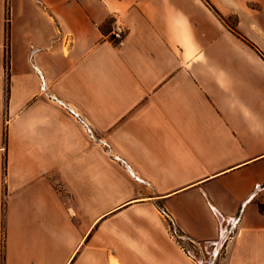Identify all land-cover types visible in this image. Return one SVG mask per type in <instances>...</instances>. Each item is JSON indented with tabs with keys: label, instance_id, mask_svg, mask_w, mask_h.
<instances>
[{
	"label": "crops",
	"instance_id": "obj_1",
	"mask_svg": "<svg viewBox=\"0 0 264 264\" xmlns=\"http://www.w3.org/2000/svg\"><path fill=\"white\" fill-rule=\"evenodd\" d=\"M260 205L264 0H0V264H264Z\"/></svg>",
	"mask_w": 264,
	"mask_h": 264
},
{
	"label": "built area",
	"instance_id": "obj_2",
	"mask_svg": "<svg viewBox=\"0 0 264 264\" xmlns=\"http://www.w3.org/2000/svg\"><path fill=\"white\" fill-rule=\"evenodd\" d=\"M126 31L127 28L125 27L124 23L118 19H115L111 30L110 41L116 46H121L124 42ZM167 216L169 219L167 227L169 237L178 244L180 249L189 259L194 262V264L206 263L213 255L214 251L217 252L216 255L213 256L215 260H218L217 256L220 254L221 250H224L226 241L230 238V234L223 239L217 240L216 244L213 242V244L209 247L206 242L198 241L186 236L176 227L172 217H170L168 214Z\"/></svg>",
	"mask_w": 264,
	"mask_h": 264
},
{
	"label": "rangeland",
	"instance_id": "obj_3",
	"mask_svg": "<svg viewBox=\"0 0 264 264\" xmlns=\"http://www.w3.org/2000/svg\"><path fill=\"white\" fill-rule=\"evenodd\" d=\"M164 217L166 218V222H167V227H168V222H169V219H168V216H167V213H163ZM173 219V218H172ZM174 221V219H173ZM175 223V221H174ZM176 224V223H175ZM177 227V226H176ZM180 230V229H179ZM216 252L217 251H214L213 252V255L215 256L216 255ZM211 256L210 259H208V261L206 263H203V264H223L222 262V257L224 256V250H221L220 254L217 256V259L218 260H215L214 256Z\"/></svg>",
	"mask_w": 264,
	"mask_h": 264
},
{
	"label": "trees",
	"instance_id": "obj_4",
	"mask_svg": "<svg viewBox=\"0 0 264 264\" xmlns=\"http://www.w3.org/2000/svg\"><path fill=\"white\" fill-rule=\"evenodd\" d=\"M213 11H214V13L216 15H220L216 9L213 8ZM263 208H264V206L263 205H260V209H263Z\"/></svg>",
	"mask_w": 264,
	"mask_h": 264
},
{
	"label": "bare ground",
	"instance_id": "obj_5",
	"mask_svg": "<svg viewBox=\"0 0 264 264\" xmlns=\"http://www.w3.org/2000/svg\"><path fill=\"white\" fill-rule=\"evenodd\" d=\"M113 264H118L115 260L113 261Z\"/></svg>",
	"mask_w": 264,
	"mask_h": 264
}]
</instances>
